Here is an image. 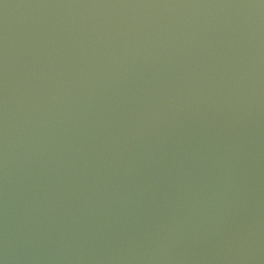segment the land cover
<instances>
[{
    "label": "water",
    "instance_id": "1",
    "mask_svg": "<svg viewBox=\"0 0 264 264\" xmlns=\"http://www.w3.org/2000/svg\"><path fill=\"white\" fill-rule=\"evenodd\" d=\"M261 0H0L4 264H264Z\"/></svg>",
    "mask_w": 264,
    "mask_h": 264
},
{
    "label": "clouds",
    "instance_id": "2",
    "mask_svg": "<svg viewBox=\"0 0 264 264\" xmlns=\"http://www.w3.org/2000/svg\"><path fill=\"white\" fill-rule=\"evenodd\" d=\"M238 7H247V8H264V0H261L259 5H240ZM0 264H4L3 260H0Z\"/></svg>",
    "mask_w": 264,
    "mask_h": 264
}]
</instances>
